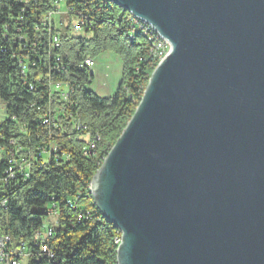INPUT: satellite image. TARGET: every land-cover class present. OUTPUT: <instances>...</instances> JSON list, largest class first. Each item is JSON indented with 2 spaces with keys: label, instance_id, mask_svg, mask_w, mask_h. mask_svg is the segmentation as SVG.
<instances>
[{
  "label": "water",
  "instance_id": "obj_1",
  "mask_svg": "<svg viewBox=\"0 0 264 264\" xmlns=\"http://www.w3.org/2000/svg\"><path fill=\"white\" fill-rule=\"evenodd\" d=\"M170 51L91 181L117 264H264V0H108Z\"/></svg>",
  "mask_w": 264,
  "mask_h": 264
},
{
  "label": "trees",
  "instance_id": "obj_2",
  "mask_svg": "<svg viewBox=\"0 0 264 264\" xmlns=\"http://www.w3.org/2000/svg\"><path fill=\"white\" fill-rule=\"evenodd\" d=\"M58 1L0 0V101L8 114L0 135L18 137L28 148L55 147L49 163L33 169L29 180L11 193L0 188V203L6 201L5 209L0 206V235L31 241L54 210L52 257L29 264H117L120 232L94 205L91 181L133 116L157 63L144 33L133 31L132 16L108 0H61L67 24L58 21L59 46L50 47L43 20L61 14L54 6ZM75 22H82L81 32H73ZM106 53L119 59L122 73L114 95L99 98L87 89L92 75L84 63ZM16 55L28 59L26 77ZM25 81L34 85L32 91ZM49 84L68 91L66 103L58 93L50 96ZM48 106L53 108L49 128L40 119ZM61 107L65 113L59 114ZM77 124L85 132L76 130Z\"/></svg>",
  "mask_w": 264,
  "mask_h": 264
},
{
  "label": "built area",
  "instance_id": "obj_3",
  "mask_svg": "<svg viewBox=\"0 0 264 264\" xmlns=\"http://www.w3.org/2000/svg\"><path fill=\"white\" fill-rule=\"evenodd\" d=\"M58 2L54 3V6L57 8L59 6ZM58 13H50L46 18H44V26L48 28L49 33V45L50 47L56 48L59 46V39L56 34L58 29L55 23V15ZM130 19L132 24V29L135 33H142V27L149 26L145 22H136L135 19ZM72 30L75 33L81 32L82 22H75L72 25ZM151 42H157V50H149V54L158 53V59H164L165 56L170 51V45L167 41L161 38L158 34L156 37H151ZM32 53L35 51L34 46H30ZM17 60V66L20 69V74L23 77H26L28 73V59L26 57H19L16 55L14 57ZM91 60H86L84 65L88 68L92 66ZM24 86L28 88L29 91L34 89L32 83L24 82ZM50 96L54 93H58L59 97L63 102H67V90L59 84H49ZM53 108L50 106L47 107L46 111L41 112L40 119L41 124L49 128L51 123V115L53 113ZM37 111H40L39 109ZM59 114L65 113L64 108L59 109ZM8 118L5 106L0 101V122ZM11 122H16L15 117L10 118ZM76 130L80 132H85V127L77 124ZM20 138L11 137L4 138L0 135V141L3 143L0 144V164H3V167L0 166V188L2 193H11L14 190L16 184L27 181L31 177L32 170L46 165L49 163V160L52 154L55 153V147L49 145L45 148H28L22 146L19 142ZM0 206L5 209L6 201L3 200L0 203ZM47 220L50 218L57 219V213L54 210H48ZM53 225L50 223L47 226H43L42 229L38 230L31 241H26L23 238L18 240H13L8 236L0 235V264H23L24 261L29 259H43L44 257L51 258L52 255L49 252L48 243L52 238ZM118 241V240H117Z\"/></svg>",
  "mask_w": 264,
  "mask_h": 264
},
{
  "label": "rangeland",
  "instance_id": "obj_4",
  "mask_svg": "<svg viewBox=\"0 0 264 264\" xmlns=\"http://www.w3.org/2000/svg\"><path fill=\"white\" fill-rule=\"evenodd\" d=\"M58 8L61 14L55 16L54 19L57 28L58 21H60L63 26L67 24V19L64 14V6L60 5ZM92 63L89 72L92 75V80L90 85L87 86V89L99 98L112 97L116 92L121 79V62L114 54L106 53L94 58ZM48 223L55 226L56 218L45 220L44 226L46 227ZM23 264H29V261L26 260Z\"/></svg>",
  "mask_w": 264,
  "mask_h": 264
},
{
  "label": "bare ground",
  "instance_id": "obj_5",
  "mask_svg": "<svg viewBox=\"0 0 264 264\" xmlns=\"http://www.w3.org/2000/svg\"><path fill=\"white\" fill-rule=\"evenodd\" d=\"M132 18L135 19L134 17ZM135 20L136 22H144V21H140L137 19ZM142 32L146 36L147 41L151 46V50H157V42H151V37L157 36L156 31L151 26H145V27H142ZM151 54H152V57L155 59L157 65L163 60V59H158V53H151Z\"/></svg>",
  "mask_w": 264,
  "mask_h": 264
}]
</instances>
